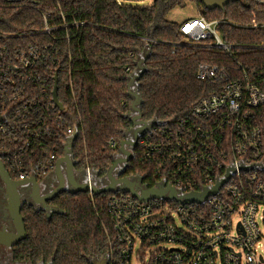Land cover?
Here are the masks:
<instances>
[{
	"label": "built area",
	"instance_id": "obj_1",
	"mask_svg": "<svg viewBox=\"0 0 264 264\" xmlns=\"http://www.w3.org/2000/svg\"><path fill=\"white\" fill-rule=\"evenodd\" d=\"M43 18L45 27L37 32L48 35L79 25L63 16L52 26L49 14ZM180 24L190 42L226 52L233 47L222 39L217 19L199 14ZM56 51L47 43L0 45V159L16 180L54 172L73 134L64 108L53 101ZM237 68L240 75L233 76L200 63L197 78L217 89L188 116L153 125L138 141L142 160L153 167V186L165 183L184 196L213 189L230 172L231 177L202 203L143 201L123 191L107 196L109 229L122 263L264 264V64L238 62ZM86 171L91 185L92 169ZM87 192L94 202L91 188ZM109 256L112 264L113 252Z\"/></svg>",
	"mask_w": 264,
	"mask_h": 264
},
{
	"label": "trees",
	"instance_id": "obj_2",
	"mask_svg": "<svg viewBox=\"0 0 264 264\" xmlns=\"http://www.w3.org/2000/svg\"><path fill=\"white\" fill-rule=\"evenodd\" d=\"M129 1L141 0H0V33H30L0 38V45L47 43L57 48L53 56L58 99L76 134L75 166L78 171L91 168L99 177L107 174L121 142L134 127L128 83L146 54L145 71L134 87L147 122L172 124L217 89L213 82L197 78L200 63L217 65L233 76L240 75L238 62L252 67L264 64V3L258 0H230L224 8L213 10L201 0H152L146 6ZM189 1L207 19L220 21L222 39L233 46L230 52L186 40L181 24L167 18L170 11ZM44 14L50 15L52 26L62 23L63 16L68 24L79 25L52 35L37 32L45 27ZM135 151L125 173L155 185L153 167L142 160L139 143ZM112 194H95L92 202L85 191L61 193L53 200L60 211L52 216L25 204L27 237L17 243L16 253L53 264H90V257L102 259L113 252L112 264H125L109 229L105 199Z\"/></svg>",
	"mask_w": 264,
	"mask_h": 264
},
{
	"label": "water",
	"instance_id": "obj_3",
	"mask_svg": "<svg viewBox=\"0 0 264 264\" xmlns=\"http://www.w3.org/2000/svg\"><path fill=\"white\" fill-rule=\"evenodd\" d=\"M201 1L204 3L207 9L213 10L215 8H221V9L224 8L225 5L230 0H201ZM146 58H147V54L145 58L138 60L137 65L139 70H137V72L132 74L129 78V83H128L129 92L133 98L131 104L133 113L131 115V119L133 121L134 127L130 131L132 137L131 138L127 137L126 140L121 142L120 152L116 156L114 163L110 166V168L107 171V174L105 175L108 178L109 183L104 186H99L96 182V177H99V173L94 172L93 170H92L93 183L91 185L87 182L86 170H84L86 174V180L83 183H79L75 179L74 176L75 161L73 159L72 148L76 134H73L68 139V142L65 145L64 156L58 160L55 169V172L58 174V176L61 179V183L59 187H57L53 191V193L44 197L43 199L37 198L39 195V190L38 189L35 190L36 193L33 199L39 201L38 203L44 204L45 205L44 210L46 211L51 210V212L54 213L52 209L46 205V201L48 199H51L53 196H55L57 193L63 190L64 181H65L62 172L63 164L66 165V169H67L66 178L73 188L72 192H78V191L87 192L89 191L90 188L94 194L123 191V192H130L132 195L143 201L151 198H164V199H176L177 201H187V202L196 201L202 203L206 200V198L210 194L216 193L219 190L220 186H222L231 177L230 174L231 172H230L227 174V177L225 179H221L213 189L210 190L205 189L204 192L202 193L194 192L183 196L178 193L176 188H174L171 185H165V183H158L156 186L148 187L147 184L143 183L144 178L142 176H138V175L126 176V177L116 176L114 171L119 165H123L120 174L125 173L127 163L133 157L132 150L135 149L136 146L138 145L139 138L144 133H146L153 125L160 123L156 120L151 122H147L143 120L141 113L142 98L134 87L136 81L140 79L141 75L145 71L144 62ZM57 86H58V81L56 76L54 90H53V101L55 105L62 110L63 105L58 99ZM120 154L123 156H120ZM0 179L1 181H3L4 184V191H5L6 199L8 201V214L11 218V224L15 229L14 231H9L6 228L0 229V243L6 244L8 246H13L27 237L24 216L21 213L24 203L22 202L18 187L23 183L31 182L33 183V185L36 186V188H38L39 184L35 176H32L25 180L14 181L11 174L9 173V171L7 170L6 166L4 165L1 159H0ZM90 264H110V257L106 256L105 258L102 259H98L97 257H94L93 260L90 261Z\"/></svg>",
	"mask_w": 264,
	"mask_h": 264
},
{
	"label": "flooded vegetation",
	"instance_id": "obj_4",
	"mask_svg": "<svg viewBox=\"0 0 264 264\" xmlns=\"http://www.w3.org/2000/svg\"><path fill=\"white\" fill-rule=\"evenodd\" d=\"M131 137H132V134L130 133L128 138H131ZM132 155H133V157L131 158V160L133 158H135L137 155V152L135 151V149L132 150ZM120 156H123V155L120 154ZM128 163H127V165H128ZM122 167H123V165H119L115 169L114 173L116 174V176H124V177L136 176V175H132V174L128 175L127 173L120 174ZM62 172L64 175L63 177L65 178L63 190L61 192L57 193L51 199H48L46 201V205L49 206L54 213L59 212L60 210H59V207L53 203V200L61 193L73 191L72 186L70 185V183L68 182V180L66 178L67 169H66L65 164H63V166H62ZM74 176H75V179L79 183H83L86 180L85 172L80 171V170L78 171L76 166H74ZM13 180L18 181L15 178H13ZM37 181L39 184L38 188H36V186L33 185V183H31V182L23 183L18 187L22 202L24 203L23 207L25 204H27V205L32 206L36 211H45L47 215L52 216L54 213H52L51 210L50 211L44 210L45 205L38 203L39 201H36L33 198L35 197V193H36L35 190L36 189L39 190V195L37 197L38 199H43L44 197L53 193V191L57 187H59V185L61 183V179L58 176V174L54 171V172H51L50 174H48L43 179H40V180L37 179ZM96 182L99 186H104V185H107L109 183V180L106 176H101V177H96ZM143 183L148 185V183L145 181H143ZM23 207H22V209H23ZM21 213H22V211H21ZM48 213H50V214H48ZM3 228L8 229L9 231L15 230L11 224V218L8 214V201L6 199V195H5V191H4V184H3V181H1V179H0V229H3ZM16 245L17 244H15L13 246H8L6 244L0 243V264H53L52 260L46 261L44 258H42L41 260H38V261H34L32 259H25V258L19 257V255L16 253V249H15ZM93 258L94 257H90L89 260L92 261ZM110 264H111V258H110Z\"/></svg>",
	"mask_w": 264,
	"mask_h": 264
},
{
	"label": "rangeland",
	"instance_id": "obj_5",
	"mask_svg": "<svg viewBox=\"0 0 264 264\" xmlns=\"http://www.w3.org/2000/svg\"><path fill=\"white\" fill-rule=\"evenodd\" d=\"M152 3V0H141V1H129L127 4H131L134 6H146ZM199 14H203L197 4L193 1H189L185 7H177L169 12L167 18L172 21H176L178 23H182L185 20L191 18H197ZM210 17H214L210 15ZM237 219H235L236 221ZM109 256V255H107ZM99 259V258H98ZM135 262V259H134Z\"/></svg>",
	"mask_w": 264,
	"mask_h": 264
}]
</instances>
